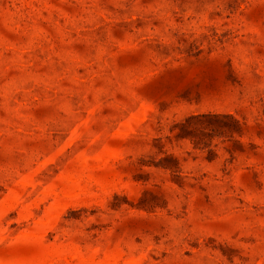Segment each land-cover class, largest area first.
Returning <instances> with one entry per match:
<instances>
[{"label":"rangeland","instance_id":"374dc122","mask_svg":"<svg viewBox=\"0 0 264 264\" xmlns=\"http://www.w3.org/2000/svg\"><path fill=\"white\" fill-rule=\"evenodd\" d=\"M0 264H264V0H0Z\"/></svg>","mask_w":264,"mask_h":264}]
</instances>
